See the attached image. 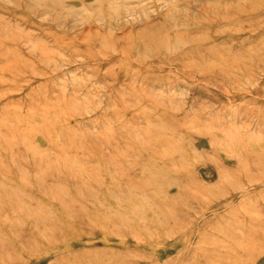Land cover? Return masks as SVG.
Masks as SVG:
<instances>
[{"label":"rangeland","instance_id":"obj_1","mask_svg":"<svg viewBox=\"0 0 264 264\" xmlns=\"http://www.w3.org/2000/svg\"><path fill=\"white\" fill-rule=\"evenodd\" d=\"M0 264H264V0H0Z\"/></svg>","mask_w":264,"mask_h":264}]
</instances>
